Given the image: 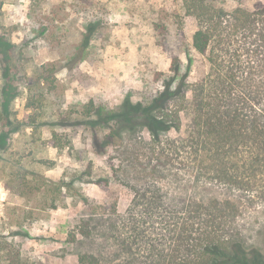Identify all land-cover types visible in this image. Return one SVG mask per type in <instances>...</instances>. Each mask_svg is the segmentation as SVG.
I'll list each match as a JSON object with an SVG mask.
<instances>
[{
	"label": "rangeland",
	"instance_id": "1",
	"mask_svg": "<svg viewBox=\"0 0 264 264\" xmlns=\"http://www.w3.org/2000/svg\"><path fill=\"white\" fill-rule=\"evenodd\" d=\"M207 7L204 26L212 16L221 25L210 30L201 76L191 69L185 103L176 106L180 130L158 144L143 127L107 138L108 129L87 126L80 114L90 103L105 112L126 99L146 103L177 48L190 46L203 25L196 7L185 0H0V39L13 44L5 51L9 64L0 55V66L21 93L13 102L17 120L29 122L26 93L39 76L32 93L42 88L47 95L40 118L48 124L15 134L0 160V241H13L26 264H81L80 255L90 257L85 264L197 262L206 239L264 255V0ZM34 21L48 29L30 48L24 44L36 34ZM209 103L219 107L211 111L219 114L213 122L221 119L214 128L196 120ZM57 120L67 124L54 127ZM226 124L234 135L216 148L215 128ZM55 129L63 149L55 148ZM29 140L35 159L52 166L43 179L57 183L90 169L92 182L60 194L37 177L23 180Z\"/></svg>",
	"mask_w": 264,
	"mask_h": 264
},
{
	"label": "trees",
	"instance_id": "2",
	"mask_svg": "<svg viewBox=\"0 0 264 264\" xmlns=\"http://www.w3.org/2000/svg\"><path fill=\"white\" fill-rule=\"evenodd\" d=\"M214 0H185L187 3H191L192 6L196 7L195 9L198 11L196 16L201 22H204V16L206 15L204 12L205 8L211 4ZM77 9V7H74ZM212 12V11H211ZM217 16H212V18L207 19L210 21L208 26L203 25L198 29L192 37V43L187 48H177L178 55L174 56L171 60V66L168 74L159 77V81L162 82L161 89L156 91L154 95H151L146 98V103L137 102L132 103L130 99L124 100V102L118 107L117 110L114 111H103L98 109L94 103H90L86 105L83 111L80 114V117L85 120V124L91 128H106L110 131L107 138L110 136H118L122 131H132L136 127L145 128L154 143L160 144V137L163 134L168 133L171 130L179 131L180 130V119H179V107L178 103L182 102V106L185 103V95L186 91L189 90L190 85L188 84V78L191 72V69L194 67L196 74L198 77L201 76V68L204 67V58L211 51L213 44V36L210 34V30L212 27L220 26L221 20H218ZM203 20V21H201ZM214 23V24H213ZM40 23L34 24L32 23V27L36 30V34L30 38L28 42L24 44L26 47L37 45L36 41L41 40V38L48 29V26L42 25L41 30L38 29V25ZM53 24H58V43L64 37L62 29L64 25L61 19H58V23L55 21ZM96 25H88L86 27V36L87 38L83 40L80 49L83 51L88 47L90 36L95 32ZM204 26V27H203ZM32 29V31H33ZM38 29V30H37ZM61 32V33H60ZM12 43L6 41V39H0V55L5 57V65L9 64V55L5 51L11 46ZM13 45V44H12ZM31 48V47H30ZM60 56H62L60 54ZM62 58V57H61ZM70 57H66L64 54V61L67 62L70 60ZM83 59V58H82ZM81 60V59H80ZM79 60V61H80ZM65 64V65H66ZM200 69V70H199ZM1 79L2 83H0V160L4 157V155L11 151L13 147V136L15 134H20L23 132L25 128H32L38 130L44 124L41 121L42 113L45 109V101L47 100V95L43 92L42 88L38 90L36 94H33V89L39 87L42 84V77L39 76L35 79L37 87L30 88L29 92L26 93V108L29 111H32V115L29 118V122H20L16 118V111L14 109L13 102L21 96V93H18L17 87L10 85L8 83V67H1ZM203 88H199V90H194V97H202ZM196 92V94H195ZM198 92V94H197ZM216 93V92H215ZM195 100V99H194ZM174 103V110H170L167 106L170 103ZM172 106V107H173ZM181 106V108H182ZM207 107V108H206ZM213 107H218L217 105H209L204 104L202 107L198 109L196 114L197 123L201 126L204 124L206 128L215 127L216 123L221 119L215 118L216 121H212L214 116L219 114L211 113L214 109ZM178 108V109H177ZM219 108V107H218ZM218 110L217 112H219ZM236 115V114H235ZM238 116V115H236ZM95 118V119H94ZM63 120H57L54 122V127L61 126ZM70 122L68 121V124ZM220 123V122H219ZM52 124V123H49ZM67 124V122L65 123ZM233 124V123H230ZM257 124V123H256ZM52 125V126H53ZM222 125L221 127L215 128V132L217 136L216 139L218 143L215 145L218 148L221 145V142L228 140L226 136L227 134H231L234 131L231 129H227ZM220 126V125H218ZM56 131H52L51 136L55 138L54 141L55 148L63 149L65 145H62V142L58 141V133ZM229 131H231L229 133ZM227 132V133H226ZM234 135V134H231ZM105 139L103 142V146L110 144L108 139ZM28 144V159L24 161V163L20 166V170L23 171L22 179L26 178V174L31 178H38L41 184L43 185H53V189L58 191V193L62 194V190H66L67 192L71 191L78 186L81 182H92L89 177H91V170L88 169L85 173H81L78 175L73 174L70 178L59 180L57 183L50 182L46 179H43L42 175L44 171L50 170L52 166L49 161L46 160L43 156H40V159H35V147L33 146V141L29 140ZM36 142V141H35ZM66 144H70L67 142ZM39 165L40 168H35V165ZM33 166V169L30 167ZM43 166V167H42ZM43 168L42 173H40V169ZM18 174V173H17ZM15 173L10 172L8 175L9 179H13L15 177ZM88 177V178H87ZM46 178V177H45ZM205 241V240H204ZM197 251L199 257L197 262L195 261H185L177 264H264V255L261 254L257 250H249L247 251L243 248L239 243L234 245H227L226 247L222 246L220 243L215 242L213 239H206L205 242L201 243L197 246ZM90 258L85 255L79 256V262L81 264H85L87 259ZM93 257H91L92 259ZM94 259V258H93ZM0 263L1 264H26L24 260L21 258L20 250L16 248L14 242H6L0 241Z\"/></svg>",
	"mask_w": 264,
	"mask_h": 264
}]
</instances>
